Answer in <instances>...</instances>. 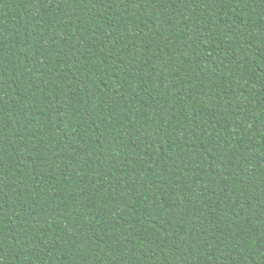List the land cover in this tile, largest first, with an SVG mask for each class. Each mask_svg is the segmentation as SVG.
Returning <instances> with one entry per match:
<instances>
[{
	"label": "trees",
	"instance_id": "16d2710c",
	"mask_svg": "<svg viewBox=\"0 0 264 264\" xmlns=\"http://www.w3.org/2000/svg\"><path fill=\"white\" fill-rule=\"evenodd\" d=\"M0 264H264V0H0Z\"/></svg>",
	"mask_w": 264,
	"mask_h": 264
}]
</instances>
